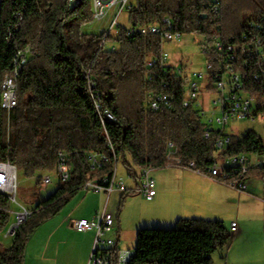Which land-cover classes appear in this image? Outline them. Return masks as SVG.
Instances as JSON below:
<instances>
[{
  "label": "trees",
  "instance_id": "1",
  "mask_svg": "<svg viewBox=\"0 0 264 264\" xmlns=\"http://www.w3.org/2000/svg\"><path fill=\"white\" fill-rule=\"evenodd\" d=\"M211 3L134 0L127 15L135 28L163 25L169 18L176 32L203 36L208 45L218 27L224 42L248 43L255 35L251 25L258 23L264 41V0H222L223 14L217 21L201 16L210 11ZM19 13L24 19L16 30ZM92 20L93 0H0V81L11 68L16 51L34 46L20 77L18 107L10 114H0V161L11 162L26 179L36 177L38 183L43 182V174L55 170L60 152L66 154L72 168L71 180L60 183L55 194L37 205L17 230L12 245L0 247V264H26L27 248L37 229L58 216L87 182L112 177L114 152L117 166L122 161L128 175L137 181L142 170L176 167L165 157L169 142L180 148L183 160H196L203 171L218 159L261 150L263 139L249 131L241 138L231 135L228 149L217 155L220 134L206 139L199 111L183 106L187 79L165 74L159 67H145L147 59L159 56L160 38L128 37L124 28L106 39L83 34L84 25ZM241 62L238 70L245 91L257 99V117L264 113V75H260L257 61ZM85 70L92 71L100 102L114 114L115 123L102 124L83 77ZM160 94L174 98L172 109H150V101ZM92 154L106 156L108 161L93 170ZM253 173L264 177L263 170H253L250 175ZM136 194L135 189L123 192L118 223L127 198ZM10 208V202L0 195V233L11 224ZM231 238L221 220L180 219L173 229H140L137 254L129 264H213L212 255ZM118 253L119 247L113 264H118Z\"/></svg>",
  "mask_w": 264,
  "mask_h": 264
},
{
  "label": "built area",
  "instance_id": "2",
  "mask_svg": "<svg viewBox=\"0 0 264 264\" xmlns=\"http://www.w3.org/2000/svg\"><path fill=\"white\" fill-rule=\"evenodd\" d=\"M134 0H93V20L84 25L82 33L104 36L114 35L124 28L128 37L136 35H156L161 40L159 56L150 57L145 62V67L152 70L156 67L162 69L165 74H173L187 79L186 99L183 102L184 108L194 107L199 111L202 120L206 125L205 138L209 139L213 133H219L220 138L216 145L217 155L225 152L231 143V134L227 133V127L232 119L254 120L257 115V99L245 91L241 72L238 70L241 61H257L261 66V74L264 75V41L262 26L252 23L255 35L248 43H227L221 37L220 27L212 36V45L207 41L202 47L201 53L206 57L205 69L191 70L182 64H174L170 54L165 50L169 43L183 42L184 35L176 32L174 25L169 18L164 19L163 25H147L141 27H123L121 17L125 12L131 10ZM223 14L222 0H212L210 11L202 14V17L212 16L214 21L221 18ZM20 17L18 30L23 24V15ZM105 44L103 41L102 45ZM115 51V48L112 49ZM34 51L32 44L16 51L3 80L0 81V114L12 110L19 104V83L24 69ZM152 74V73H150ZM260 75H256L259 78ZM83 77L88 80L89 89L104 126L108 123H115L116 117L108 109L103 108L97 89L96 80L91 70H85ZM151 79V75H150ZM165 88L168 83L163 84ZM206 94V102L204 95ZM149 107L153 111L170 110L174 107V98L170 94H160L153 98ZM1 122V118H0ZM218 126L219 128H215ZM10 130V121L8 120ZM115 154L116 167L111 178L106 177L99 180L87 182L83 190L95 193H104L107 197L103 210L96 213L92 219L82 218L74 222L73 228L80 233L95 232V240L88 264H113L115 249L118 248L116 233V218L107 209L113 192H125L128 190L123 182L117 177V154ZM166 159L174 166L183 168L194 173L204 174L210 178L223 183L238 192H245L247 180L253 170L264 171V142L261 150L252 153H242L225 159H218L216 163L207 168L206 171L199 166L196 160L185 161L181 157L180 148L173 142H169L165 153ZM108 161L106 156L91 155V168L100 169L104 162ZM61 183L69 182L72 178V168L67 162L66 154L59 153L55 170ZM51 172L43 174V183H52ZM135 190L144 198L151 201L156 196V183L150 174V170H142L136 181ZM19 191V176L17 167L9 161H0V195L5 197L10 204H17ZM10 208V214H13ZM33 211L21 206V211L15 213L16 221L11 224L9 235L14 236L17 230L33 215ZM231 231H236V224L231 225ZM135 249H120L118 253V264H129L136 256Z\"/></svg>",
  "mask_w": 264,
  "mask_h": 264
},
{
  "label": "crops",
  "instance_id": "3",
  "mask_svg": "<svg viewBox=\"0 0 264 264\" xmlns=\"http://www.w3.org/2000/svg\"><path fill=\"white\" fill-rule=\"evenodd\" d=\"M176 60L173 56L174 64H177ZM150 174L156 183L155 198L149 201L139 193L128 197L119 223L116 220L120 249H131L127 243L128 233L133 232L137 237L148 218L144 215L150 213L166 215L172 225L180 219L221 220L232 234L231 241L224 248L226 264H264L263 176L250 175L246 191L240 193L207 175L179 167L150 170ZM105 197L104 193L87 195L81 199L77 211L69 213L65 210L44 224L42 229L47 228L49 233L47 237L41 234V230L36 233L27 249L26 264H88L95 232H77L73 224L82 218L95 217ZM151 202H160V205L150 209L142 206ZM233 223L236 224L235 232L231 231Z\"/></svg>",
  "mask_w": 264,
  "mask_h": 264
},
{
  "label": "rangeland",
  "instance_id": "4",
  "mask_svg": "<svg viewBox=\"0 0 264 264\" xmlns=\"http://www.w3.org/2000/svg\"><path fill=\"white\" fill-rule=\"evenodd\" d=\"M121 22L123 27L129 28V16L125 12L121 17ZM206 42L205 37L187 35L184 37L183 42L181 43H169L165 45V50L170 54L171 58L175 56L177 59L175 63L182 64L187 66V68L191 70H203L205 69L206 57L201 53L203 45ZM204 102H206V94L204 95ZM216 129L218 126H214ZM249 131L255 132L261 139L264 141V113L259 114L254 120H236L232 119L230 121L229 126L227 127V133L231 135H235L237 137L245 136ZM192 172V171H191ZM19 176V191L17 194V204H11V209L13 210V214H11V224H14L16 221L15 213L21 211V206H24L32 211H34L39 203L46 201L51 197V195L55 194L60 187V179L58 177L57 172H51L50 176L52 178V183L49 185H45L43 182L38 183L36 177L31 179H26L21 172H18ZM41 176V175H39ZM117 177L118 181L123 182L128 189H132L136 187V181H134L129 175L122 161L119 162L117 168ZM122 192L116 191L110 198V202L107 206V209L110 213L114 214L115 218L118 215V211L120 209V194ZM93 195L95 192L82 190L74 199L58 214L60 215L63 211L68 210L67 212L72 213V211L78 210V205L81 203V199L87 195ZM139 196H142L139 194ZM143 197V196H142ZM141 197V198H142ZM139 202V201H138ZM103 206L101 210H103L106 204V197L103 201ZM143 202H139L141 204ZM155 203V202H154ZM154 203H146L145 208H155L154 206H158L159 204ZM148 204V205H147ZM72 210V211H71ZM57 217V216H56ZM144 217H148L145 224H142V229H173L175 225L170 224L167 219V216L162 214H153L144 215ZM55 218V217H54ZM53 219V218H52ZM50 219V220H52ZM48 220V221H50ZM46 221L44 224H46ZM133 221V219H132ZM10 224V225H11ZM43 224V225H44ZM226 224V223H225ZM43 225L37 229V231L32 236L31 240L35 237L36 233L40 232L44 236L47 237L49 230L47 228H43ZM227 226V224H226ZM11 226H8L5 231L0 233V244L1 248H8L12 245L14 236L9 235V230ZM42 237V236H41ZM63 238L66 236L63 235ZM30 240V242H31ZM136 240L137 237L135 233L129 232L127 243L128 248L136 249ZM29 242V244H30ZM29 246V245H28ZM127 248V247H126ZM28 249V248H27ZM213 264H226V249H219L213 255Z\"/></svg>",
  "mask_w": 264,
  "mask_h": 264
}]
</instances>
